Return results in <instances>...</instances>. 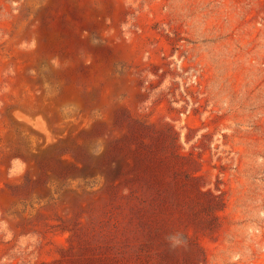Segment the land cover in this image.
Returning <instances> with one entry per match:
<instances>
[{
    "label": "rangeland",
    "instance_id": "374dc122",
    "mask_svg": "<svg viewBox=\"0 0 264 264\" xmlns=\"http://www.w3.org/2000/svg\"><path fill=\"white\" fill-rule=\"evenodd\" d=\"M0 264H264V0H0Z\"/></svg>",
    "mask_w": 264,
    "mask_h": 264
}]
</instances>
